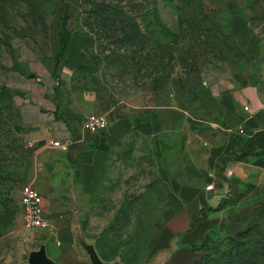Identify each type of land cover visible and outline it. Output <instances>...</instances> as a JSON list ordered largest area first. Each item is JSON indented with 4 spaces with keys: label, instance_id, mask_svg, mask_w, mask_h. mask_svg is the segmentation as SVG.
<instances>
[{
    "label": "rangeland",
    "instance_id": "1",
    "mask_svg": "<svg viewBox=\"0 0 264 264\" xmlns=\"http://www.w3.org/2000/svg\"><path fill=\"white\" fill-rule=\"evenodd\" d=\"M234 8L264 46V0H0V264H28L43 242L63 249L48 230H24L20 195L26 184L70 210L87 241L101 242L106 262L150 264L169 187L201 182L193 158L204 162L207 147L227 128L222 116L197 114L198 106L223 77L257 64L248 44L232 34L242 29ZM66 14L72 34L57 61ZM12 69L54 83L39 92L51 93L77 119L93 112L112 117L96 134L108 136L119 111L132 120L96 194L78 184V154L54 148L50 137H39L24 122L18 91L4 84ZM57 119L71 124L59 113ZM246 230L232 242L260 250L264 219ZM210 237L214 247L226 249L222 228ZM75 247V264H90L77 238ZM203 253L217 257L209 246Z\"/></svg>",
    "mask_w": 264,
    "mask_h": 264
},
{
    "label": "crops",
    "instance_id": "2",
    "mask_svg": "<svg viewBox=\"0 0 264 264\" xmlns=\"http://www.w3.org/2000/svg\"><path fill=\"white\" fill-rule=\"evenodd\" d=\"M234 13L241 20L242 29L232 33L248 44L249 55L257 64L246 72L223 77L212 88L211 98L198 106L197 114L222 116L227 128L216 143L207 147L204 162L193 158L201 182H174L169 187L156 225L153 264H195L198 253L191 246L202 242L216 228L235 236L264 219V46L250 37L245 18L235 8ZM4 84L18 91L15 99L22 118L38 130L39 137L71 141L70 154H78V184L85 194H96L105 181L112 149L133 129L132 120L123 119L119 111L108 136L84 132L80 129L83 118L77 119V113L57 106L51 93L39 92L44 86L51 89L54 83L44 84L12 69ZM57 113L64 119L71 118V124L58 120ZM109 119L113 122L112 117ZM240 125L245 127L243 134L234 131ZM209 184L212 189H207ZM244 199L249 202L241 204ZM48 202L49 207L54 204L53 211L48 207L53 221L48 231L63 247L50 250L47 245L49 256L57 264H75L79 255L74 214L58 200ZM193 224L195 229L189 231Z\"/></svg>",
    "mask_w": 264,
    "mask_h": 264
},
{
    "label": "built area",
    "instance_id": "3",
    "mask_svg": "<svg viewBox=\"0 0 264 264\" xmlns=\"http://www.w3.org/2000/svg\"><path fill=\"white\" fill-rule=\"evenodd\" d=\"M248 109V107H245ZM110 126V119L106 113L93 112L86 115L80 121V129L84 132L96 134L104 132ZM236 133H245V127L240 125L234 130ZM50 144L54 148L68 151L71 141L52 139ZM213 185H207L212 189ZM48 200L33 184H26L21 189L20 207L22 212V226L26 231H45L53 227V221L49 218Z\"/></svg>",
    "mask_w": 264,
    "mask_h": 264
},
{
    "label": "trees",
    "instance_id": "4",
    "mask_svg": "<svg viewBox=\"0 0 264 264\" xmlns=\"http://www.w3.org/2000/svg\"><path fill=\"white\" fill-rule=\"evenodd\" d=\"M68 19H69L68 14H66L64 17V22H63L64 29L60 31L59 33L60 41L57 44L59 48L58 54H57V61L60 60L64 56L68 48L69 41L71 39L72 33L70 30L66 28ZM246 31H247V28H246ZM56 98H57V95H56ZM195 227H196V224H193L191 228L189 229V231L194 230ZM246 231L247 230L235 236L227 235L228 237V243H226L227 250L220 246L218 248L214 247V243H216V241H213L210 235L205 237V239L202 242L192 245L191 249L198 253V257L196 259L195 264H264V245L261 247L260 250H255V252H253L251 248L242 249L243 246H238L232 242L234 241L233 239L235 238L237 239L241 237ZM100 243L101 242L99 241L96 248L100 256L102 257V259L105 260L106 254L105 252L101 251ZM207 246H209L210 248V254H211L210 256L217 255L215 259L212 257L211 259L208 260L207 255L203 253V249H205V247ZM218 255L221 258L219 262H218Z\"/></svg>",
    "mask_w": 264,
    "mask_h": 264
},
{
    "label": "water",
    "instance_id": "5",
    "mask_svg": "<svg viewBox=\"0 0 264 264\" xmlns=\"http://www.w3.org/2000/svg\"><path fill=\"white\" fill-rule=\"evenodd\" d=\"M75 222V221H74ZM75 231L77 234V240L84 252L90 264H123L120 261L106 262L100 256L96 246L93 243H89L85 235H82L80 226L75 223ZM28 264H57V262L51 258L47 251V242L41 243L38 249H34L29 253ZM153 264V260L150 261Z\"/></svg>",
    "mask_w": 264,
    "mask_h": 264
}]
</instances>
